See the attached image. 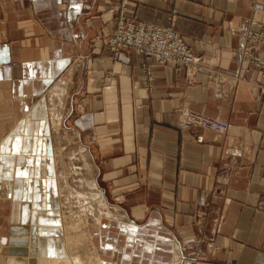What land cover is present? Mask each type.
Listing matches in <instances>:
<instances>
[{
	"label": "crops",
	"instance_id": "crops-1",
	"mask_svg": "<svg viewBox=\"0 0 264 264\" xmlns=\"http://www.w3.org/2000/svg\"><path fill=\"white\" fill-rule=\"evenodd\" d=\"M255 1L264 3L0 0V141L52 89H65L61 125L108 206L91 235L104 264H264V87L248 66L244 82L231 78L241 33L256 30ZM123 2L138 21L171 19L200 70L160 66L133 50L113 60L108 39L118 13L108 9ZM144 65L155 77L150 90ZM183 110L227 130H182ZM19 201L31 208L29 198Z\"/></svg>",
	"mask_w": 264,
	"mask_h": 264
},
{
	"label": "rangeland",
	"instance_id": "rangeland-1",
	"mask_svg": "<svg viewBox=\"0 0 264 264\" xmlns=\"http://www.w3.org/2000/svg\"><path fill=\"white\" fill-rule=\"evenodd\" d=\"M52 90L47 100H41L46 114H28L0 141V238L6 237L0 245V264H99L91 235L95 225L100 229L108 206L94 183L89 188L86 157L74 144L73 133L61 125L59 109L65 95L59 100ZM41 138L44 147L38 153ZM12 143L15 151H11ZM27 159L32 161L34 177L28 172ZM22 167H26V178L20 175ZM28 198L31 208L22 210L19 200ZM9 239L14 243L8 245Z\"/></svg>",
	"mask_w": 264,
	"mask_h": 264
},
{
	"label": "built area",
	"instance_id": "built-area-1",
	"mask_svg": "<svg viewBox=\"0 0 264 264\" xmlns=\"http://www.w3.org/2000/svg\"><path fill=\"white\" fill-rule=\"evenodd\" d=\"M126 3L116 9H108L109 13L117 12L112 35L108 39V51L113 60H117L124 51L133 50L155 64L164 66H182L187 69L200 70L198 59L185 44L183 38L177 33L171 19L166 26H157L136 20L125 15ZM264 15V3L255 1L252 7V16L249 19L248 29L241 33V44L233 53L238 67L232 74V83L244 82L243 74L249 73L250 68L258 71V84L264 87V20L258 19ZM248 66V67H245ZM144 82L146 89L150 90L155 81L152 66L144 65ZM182 130L202 128L216 133H225L227 125L216 119L183 110L180 115ZM198 142L202 139L198 138Z\"/></svg>",
	"mask_w": 264,
	"mask_h": 264
},
{
	"label": "bare ground",
	"instance_id": "bare-ground-1",
	"mask_svg": "<svg viewBox=\"0 0 264 264\" xmlns=\"http://www.w3.org/2000/svg\"><path fill=\"white\" fill-rule=\"evenodd\" d=\"M65 89L64 88H62V87H56L54 90H52V92H51V94H52V96L53 97H56V98H58L59 100H61L63 97H64V95H65V91H64ZM44 101V100H43ZM43 101H41L40 103H38L33 109H32V111L29 113V114H36L37 116H39V117H41V115H44V114H46V111H47V109H46V105H45V103L43 102ZM57 117V116H56ZM28 118V117H27ZM27 118H24V120H27ZM40 119V118H39ZM58 120H60L59 119V117L57 118V121ZM34 125V124H33ZM44 127V126H43ZM82 151V150H81ZM82 158H85L84 157V155L82 156ZM88 186H89V188H93L94 187V184H93V182H90V183H88ZM95 192V191H94ZM97 192H98V195H99V197H103V192L100 190V189H97ZM95 194H96V192H95ZM95 198V197H94ZM99 200V199H98ZM101 203V202H100ZM99 210V209H98ZM106 217H109V214H108V212H107V214H106ZM103 257V256H102ZM174 257V262L175 261H178L177 260V255H176V253L175 252H173L172 253V258ZM45 260V259H44ZM99 264H104V262H103V260H101V258L99 259Z\"/></svg>",
	"mask_w": 264,
	"mask_h": 264
}]
</instances>
